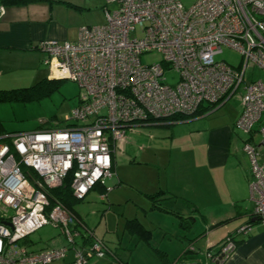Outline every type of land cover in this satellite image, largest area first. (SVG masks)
Returning <instances> with one entry per match:
<instances>
[{
	"label": "built area",
	"instance_id": "2783aa9c",
	"mask_svg": "<svg viewBox=\"0 0 264 264\" xmlns=\"http://www.w3.org/2000/svg\"><path fill=\"white\" fill-rule=\"evenodd\" d=\"M105 23L82 26L75 42L45 40L49 77L75 83L78 101L61 128L0 135V264H53L72 253L71 264L112 256L50 191L71 175L70 189L82 201L95 187L110 191L112 155L126 131L196 116L235 94L240 113L235 127L245 136L251 218L264 222V81L244 82L247 72L264 73V0H106ZM114 5L113 9L108 6ZM6 8L0 5V21ZM138 33V36H134ZM223 48L241 56L239 66L216 61ZM149 52L161 64L143 65ZM177 81L165 83V71ZM243 85V86H242ZM242 86V92L237 93ZM258 125L255 130L254 127ZM45 226L59 231L63 244L33 251L23 243ZM251 224L235 230L245 237ZM236 240L224 239L211 264H223Z\"/></svg>",
	"mask_w": 264,
	"mask_h": 264
},
{
	"label": "crops",
	"instance_id": "0c3cea01",
	"mask_svg": "<svg viewBox=\"0 0 264 264\" xmlns=\"http://www.w3.org/2000/svg\"><path fill=\"white\" fill-rule=\"evenodd\" d=\"M105 7L107 5L103 0H40L28 2L22 6L6 7L5 15L0 21V90L14 89L13 87H18V85H21L20 83H29L31 81L32 77L30 78L26 74L40 68L43 60L46 59L44 53L35 50V46L38 43L45 40L75 42L80 27L98 23L96 19H93L96 16L95 13L99 12L103 23H105L103 14ZM108 7L113 8L114 5ZM46 79L54 80L49 77V74L46 76ZM206 113L203 112L186 120L167 125L149 126L151 131H149L148 141L145 142L146 146L143 148L146 151L144 157L147 160L151 158L152 162L157 163L158 159H161V151L163 150L166 153L170 144H175L176 142L178 144L184 143V158L186 160L191 159L193 167H202L198 168L202 177L198 176L196 181L199 182L202 178L201 183L205 185L210 179L212 182L217 178L224 184L223 191H226V189L229 191L227 203L221 207L223 210L217 212L216 217L214 216V220L212 221L205 218L199 231L193 230V233L190 231L189 233L184 232L182 234L181 230L177 228V231L173 235L164 230L160 244L162 245L165 238H167L170 246L158 249L152 247L151 231L146 229L142 224L144 232H135L132 233V236L127 235L130 238L129 242L123 245L124 238H121V240H118L117 236L112 238L108 230H106L107 228L105 229V234L97 231L101 225L100 222L109 214L107 211L100 217L97 226L93 227L88 225V221L81 217L79 210L74 206L73 211L83 222L84 227L92 231L96 238L102 240L114 255L113 257L106 256L102 259L93 258L89 260L88 264H130V258L135 252L140 253L143 251V253L148 254V249H151L157 255L159 254L161 264H208L206 253L208 251L217 253L224 237L238 226L247 222L251 224L250 232L247 236L239 239L235 250L225 259L223 264H264V222H252V219L249 217L254 207V203L251 201L249 195L245 197L246 199H243V195L238 193L237 190L232 193L226 185H229V181H227L229 179L227 177L228 173H234L241 177L239 173L241 168L239 155L245 158L241 150L245 136L235 127V124L217 127L209 124L211 116H208ZM132 134H125L124 139L112 155V167L115 177L119 179L117 182L119 185L129 180V178H126V175H120L119 164L131 167L134 161H136L130 155V149H134L136 146L135 140H132ZM155 147L158 151H155ZM141 150L142 147H138V151ZM158 152H160V158L157 157ZM179 154H175L173 148L167 151L168 159L163 161L166 169L171 163V156L174 155L179 158ZM147 165L150 166L151 170H156L157 168V164ZM192 165L190 166L192 167ZM153 176L154 173L147 174L146 176L145 186L142 187H146V192L144 190H137L142 195V204L144 203L145 206L149 207L152 215H170L174 222L177 221L179 223V228L183 220L188 221L191 218L194 222V218L197 215L196 212L199 213L198 209L189 201L182 203L180 206L175 205L174 203L177 202L172 199H176V196L169 189L162 188L163 190H161V188H158V190H153ZM179 178V176L175 175L172 177L174 187L179 186ZM175 180L178 181L177 185L175 184ZM238 181L241 183L240 186H245L243 179H238ZM109 182V189L111 194H113V190L119 188V185H115L114 177ZM244 192L247 193L246 191ZM106 194L107 192L104 194L102 188L97 186L84 199L89 195H94L95 198L98 197V200H100ZM152 196H154V199L151 198ZM162 201L163 204H161ZM166 201H170L173 204L168 205L169 207L167 208L163 206L167 204L164 203ZM182 201L184 202V199ZM214 203V205L209 207L213 213L220 208L217 206H221L216 204L217 202ZM107 209L110 208L107 206ZM90 215L96 216V213L91 211V214L88 216ZM220 215L226 218L219 220L222 219L217 218V216L221 217ZM132 219L135 220L137 217L134 216L125 220L127 222ZM221 222H224V224L216 227ZM135 234H138L139 238ZM31 236L24 240L23 243L34 251L58 247L63 244V240L60 237L55 238L51 243L43 244L32 239ZM187 238L190 241L189 245H187L188 243H178V240L182 241ZM134 239H138V243L132 248L131 241ZM71 262L72 253L69 252L64 260L56 264H71Z\"/></svg>",
	"mask_w": 264,
	"mask_h": 264
},
{
	"label": "rangeland",
	"instance_id": "374dc122",
	"mask_svg": "<svg viewBox=\"0 0 264 264\" xmlns=\"http://www.w3.org/2000/svg\"><path fill=\"white\" fill-rule=\"evenodd\" d=\"M183 4L184 8L190 7L195 0H180ZM106 2V0H103ZM113 6V5H112ZM110 8V7H109ZM114 8V7H113ZM110 8V9H113ZM95 18L98 23L91 24V26H101L103 25L102 16L99 12L95 13ZM134 36H138V33H135ZM216 61H223L227 64L237 67L241 61V56L228 48H223L221 53L215 57ZM140 61L143 65L149 66L152 64H161L162 62V55L157 52H149L145 53L140 57ZM164 78L165 83L169 86H172L177 81V75L172 71L164 70ZM49 74L47 66L41 64L40 68H37L34 72L26 74L29 75L31 81L29 83H20L18 87H13L14 89L18 88H28L30 86H34L43 79H46V76ZM35 79V80H34ZM252 80H262L264 81V73L260 70H249L245 77L244 82L246 84L250 83ZM243 86V85H242ZM242 86L238 89L237 93L242 92ZM79 95V88L75 83L70 81L61 80L55 86V88L45 97L41 98L40 101L23 105H8V104H0V124L2 128H4L7 132H22V131H30L36 130L39 127L42 128H61L65 125L64 121L65 118L70 116V113L73 108L76 107ZM210 117L209 124L214 126H232L236 123L240 113V101L238 98V94H235L231 97L228 101L224 104H219L213 110H211V106L204 105L203 107ZM234 128V126H233ZM258 125L254 127L256 130ZM149 126H144L133 131H126L127 133H135L132 134V140H135L136 146L135 148H131V156L136 159L134 161L133 166L127 167L125 165L119 164V173L121 176L126 175V178H129L128 181H124L119 185L118 177L114 176V183L115 185H119V188H115L113 190V194L111 191H108L106 196H102L100 200L98 197L95 198L94 195H89L86 199L82 200V202L74 203L75 208L79 210L80 215L82 218L88 221L89 226H97V223L102 217L103 213L107 211L109 213L105 219L100 222L101 225L98 227V232H102L105 234V229L108 230L110 236L114 238L117 236L118 240L124 238L123 245H125L128 240L130 239L128 236H132V233L137 230V225L142 224L146 229L151 231L152 234V247L162 249L163 247H169L168 239L165 238L162 245L160 241L163 238V231H167L171 234H175L178 228L181 230V233L184 232L189 233L190 231H199L201 229L202 222H204L205 218L209 221L214 220V216L216 217L217 212H221L225 203H227V198L229 191H226L223 187V183L221 180L219 181L217 178L211 182V179L203 185L201 179L196 181L198 176L202 175L199 173L198 168L192 165L191 159L184 158V143L176 142L175 144H170L167 151L170 149L175 151V154L180 153L178 156L179 158L175 157L174 155L171 156V163L168 168L166 169V165L164 164V160L168 159L167 151H161V159H158L157 163L151 161V158L148 160L144 157L146 151L143 149L145 142L148 141L149 137ZM137 132V133H136ZM235 132V131H234ZM238 132V131H237ZM236 133V132H235ZM243 135V134H242ZM131 137V136H130ZM138 147H142L141 151H138ZM158 147V146H157ZM155 151H158L156 147L154 148ZM160 158V152L157 153ZM240 159L239 162L241 163L240 168V176L234 173H228L227 181H229V185L226 184L231 192H235L237 190L238 193L243 195V199H246V196H250L249 191V184L246 174L248 175L249 170V162L248 159L239 155ZM170 160V159H169ZM147 164H157L156 170H151L150 166ZM192 165V167L190 166ZM244 171V172H243ZM246 171V174H245ZM232 172V171H229ZM153 174L154 180V189L158 190L161 188L169 189V191L173 192L176 196V199H172L177 203L175 205H181L182 203H187L189 201L192 203L199 211L196 212V218L188 219V221L183 220L180 224V228L178 226L177 221H173L170 215L167 214H154L152 215L148 206H145L144 203L142 204V195H140L138 191L144 190L147 191L145 186L146 183V176L147 174ZM157 173V175H155ZM179 176V186H175L172 184V177ZM212 178V177H210ZM209 179V177H208ZM238 179H243V183L245 186H240V182ZM110 179H107L106 187L109 188ZM175 184L177 185L178 181L175 180ZM149 182V180H148ZM211 182V183H210ZM222 183V184H221ZM117 185V186H118ZM149 186V185H147ZM163 188V189H162ZM247 189V190H246ZM246 191L247 193H245ZM142 192V191H141ZM149 192V190H148ZM237 193V194H238ZM143 194V193H142ZM226 196V197H225ZM144 197V196H143ZM186 198V199H185ZM184 199V202L182 201ZM221 206L216 212H212L210 210V206L214 205L215 203ZM167 203L163 206L169 207L168 205H172L170 201H166ZM140 204V205H138ZM163 204V201L161 202ZM143 207L141 208V206ZM108 208L110 209H107ZM140 208V209H139ZM91 211L96 213V216L90 215ZM214 211V210H213ZM216 213V214H215ZM200 214V215H199ZM134 216L137 217L136 221L130 226L126 225V218H133ZM221 217L217 216V218H222L219 220H224L226 217L220 215ZM133 220V219H132ZM219 222V221H218ZM211 225V224H210ZM239 227V226H238ZM237 227V228H238ZM236 228V229H237ZM234 229L232 232H234ZM193 231V232H194ZM192 232V233H193ZM201 232V231H200ZM231 232V233H232ZM124 233V236H123ZM138 233V232H137ZM230 234V233H229ZM228 234V235H229ZM128 235V236H127ZM226 235L224 239L227 238ZM58 236V231L53 229L51 226H45L32 234L31 238L36 240L37 242L46 244L51 243L55 238ZM137 238H139L138 234H135ZM183 236V235H182ZM223 239V240H224ZM189 239L178 240V243H184L189 245ZM191 240V239H190ZM193 242V241H192ZM138 243V239H134L131 241L132 248ZM171 243V242H170ZM125 248V247H123ZM127 248V247H126ZM188 248V247H186ZM131 250V249H130ZM149 253L145 254L143 251L135 252L133 256L130 258V264H161L159 258V254L157 255L151 249H148ZM128 256V255H127ZM99 259V258H96ZM59 261L53 263L56 264Z\"/></svg>",
	"mask_w": 264,
	"mask_h": 264
},
{
	"label": "trees",
	"instance_id": "16d2710c",
	"mask_svg": "<svg viewBox=\"0 0 264 264\" xmlns=\"http://www.w3.org/2000/svg\"><path fill=\"white\" fill-rule=\"evenodd\" d=\"M34 1H40V0H0V5L4 6L6 8V7H11V6H22L24 4H27L28 2H34ZM60 81L61 80L43 79L42 81H40L36 85L30 86L28 88L0 90V104H8V105L23 104V105H27V104L38 102V101H40L41 98L45 97L50 92H52V90L55 88L56 84ZM214 108H215V106L211 107L210 109L213 110ZM203 109L204 108L199 109V111L197 112L196 115H199L200 113L206 112L205 111L206 109L205 110H203ZM186 119L187 118H184V117H177V118H173L172 120H177V122H178V121H183ZM6 133H11V132L5 131L4 128H2V125L0 124V135L6 134ZM71 178H72V176L69 175L64 180V182L60 188L50 191V198L53 201H58L61 204H63L76 217V219L79 220L83 224V222L79 219V217L73 211V208L75 206L74 203H77L79 201L75 200L73 195H72V191L70 189ZM101 188L103 190V193L105 194L106 188H104V187H101ZM151 198L154 199V196H152ZM249 217L251 218V213H250ZM133 221H136V220H129L126 222V225L130 226L133 223ZM248 223L249 222H247L246 224H248ZM222 224H224V222L218 223L216 225V227H219ZM137 226H138L137 227L138 231H134V232L142 233V231H143L142 225L138 224ZM58 235H59V231H58ZM229 235L234 240H236L235 242L237 245L239 242V239L236 238L237 236H234L235 231L230 233ZM221 243H222V241H221ZM221 243H220V245H221ZM109 251L113 255V252H111L110 249H109ZM207 262H208V264H211V263H209V261H207Z\"/></svg>",
	"mask_w": 264,
	"mask_h": 264
},
{
	"label": "water",
	"instance_id": "95a60500",
	"mask_svg": "<svg viewBox=\"0 0 264 264\" xmlns=\"http://www.w3.org/2000/svg\"><path fill=\"white\" fill-rule=\"evenodd\" d=\"M257 220L256 219H252V222H256Z\"/></svg>",
	"mask_w": 264,
	"mask_h": 264
}]
</instances>
